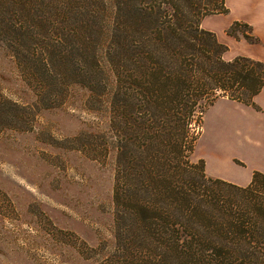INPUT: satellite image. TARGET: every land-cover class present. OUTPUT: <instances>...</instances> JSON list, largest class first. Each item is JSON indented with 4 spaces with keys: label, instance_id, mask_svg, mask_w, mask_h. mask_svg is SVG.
Listing matches in <instances>:
<instances>
[{
    "label": "trees",
    "instance_id": "obj_1",
    "mask_svg": "<svg viewBox=\"0 0 264 264\" xmlns=\"http://www.w3.org/2000/svg\"><path fill=\"white\" fill-rule=\"evenodd\" d=\"M227 11L225 0H112L111 11L105 0H0V45L36 94L32 106L10 101L11 128L21 114L32 130L34 106H59L73 85L101 102L103 64L114 74L99 150L115 149V247L77 248L92 264H264V173L241 186L192 158L207 105L249 104L264 88V61L225 59L201 25Z\"/></svg>",
    "mask_w": 264,
    "mask_h": 264
},
{
    "label": "rangeland",
    "instance_id": "obj_2",
    "mask_svg": "<svg viewBox=\"0 0 264 264\" xmlns=\"http://www.w3.org/2000/svg\"><path fill=\"white\" fill-rule=\"evenodd\" d=\"M105 2L111 11L112 0ZM215 19H208L205 28L218 26ZM247 30L243 25L233 29L236 34ZM103 78L109 94L101 102H88L87 91L73 85L59 106H34L32 130H22L21 114L14 129L10 101L32 106L36 94L0 45V264H92L77 248L98 246L100 256L113 251L115 149L110 144L104 155L99 147L109 132L115 77L104 64ZM224 103L203 109L205 116L196 123V133L202 128L198 155L210 156L213 142L229 144L235 138L229 111L235 106ZM223 106L228 113L220 115Z\"/></svg>",
    "mask_w": 264,
    "mask_h": 264
},
{
    "label": "crops",
    "instance_id": "obj_3",
    "mask_svg": "<svg viewBox=\"0 0 264 264\" xmlns=\"http://www.w3.org/2000/svg\"><path fill=\"white\" fill-rule=\"evenodd\" d=\"M225 4L228 11L205 16L202 27H206L208 19L216 18L219 25L207 30L216 33L218 40L228 46L225 59L247 56L264 61V0H225ZM236 23L247 25L249 30L230 33ZM235 46H240L241 51L232 53ZM220 101L225 102L223 105L227 107L229 104L235 106L234 112L229 110L231 132L235 138L229 144L222 140L213 142L215 151L210 156L198 155L195 151L194 154H197L198 160H204L207 174L246 186L252 181L255 171L264 173V88L252 103L221 97L209 107ZM223 113H228L224 106L220 115ZM201 134L202 129L199 137Z\"/></svg>",
    "mask_w": 264,
    "mask_h": 264
}]
</instances>
